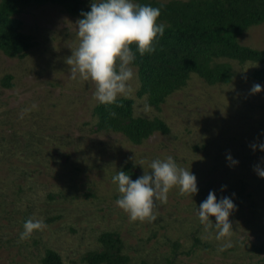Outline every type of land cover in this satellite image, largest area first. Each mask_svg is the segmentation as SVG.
<instances>
[{
  "label": "rangeland",
  "instance_id": "374dc122",
  "mask_svg": "<svg viewBox=\"0 0 264 264\" xmlns=\"http://www.w3.org/2000/svg\"><path fill=\"white\" fill-rule=\"evenodd\" d=\"M17 18L36 46L24 58L0 50V264H43L49 250L64 264H88L107 232L121 236L131 264H264V178L255 171L264 168V91H251L264 88L252 78L262 65L230 62L235 77L226 85L193 75L160 109L139 96L132 65L131 91L119 97L135 100L137 117L161 118L171 129L138 145L100 131L95 83L71 78L75 65L67 60L80 43L79 18L54 4L25 8ZM240 42L263 50L264 23ZM169 156L193 172L198 192L173 188L167 202H157L155 220L131 221L115 203L121 194L112 177L132 165L136 179ZM210 191L236 205L227 240H217L215 226L198 218ZM29 218L47 228L21 240Z\"/></svg>",
  "mask_w": 264,
  "mask_h": 264
},
{
  "label": "trees",
  "instance_id": "16d2710c",
  "mask_svg": "<svg viewBox=\"0 0 264 264\" xmlns=\"http://www.w3.org/2000/svg\"><path fill=\"white\" fill-rule=\"evenodd\" d=\"M161 9L160 20L168 27L158 38L151 54L136 52L134 66L141 79L139 96L160 109L167 99L185 88L193 75L210 85L231 84L235 72L230 62H254L262 65L252 78L264 84V49L240 42L250 28L264 23V0H134ZM54 4L81 19L90 11L84 0H0V50L9 57L24 58L36 46L32 36L22 32L17 18L31 6ZM133 51L136 49L133 47ZM12 79L7 77V82ZM135 100L118 97L111 105L98 104L96 116L100 131L125 135L132 143L142 144L157 133L170 134L161 118L149 119L135 115ZM115 113V115H113ZM134 166L123 171L133 180ZM102 251L89 253L88 264H131L124 253V242L115 232L101 235ZM264 252V243L260 249ZM43 264H64L61 256L49 250ZM146 264V263H143Z\"/></svg>",
  "mask_w": 264,
  "mask_h": 264
},
{
  "label": "clouds",
  "instance_id": "9594fccd",
  "mask_svg": "<svg viewBox=\"0 0 264 264\" xmlns=\"http://www.w3.org/2000/svg\"><path fill=\"white\" fill-rule=\"evenodd\" d=\"M81 16L76 22L80 43L67 60L69 65H75L71 78L90 79L95 83L94 99L100 104H114L120 95L131 91L128 83L135 76L132 65L136 52L140 55L154 53L155 44L164 36L168 25L160 20L159 7L134 0H93L90 11L82 12ZM251 91L258 94L264 88L255 84ZM145 110H150V106L145 105ZM256 147L253 145L254 150ZM259 149L264 151V144L259 145ZM227 159L238 163L231 155ZM149 167L151 172H144L135 180L123 170L112 177L121 194L115 203L131 221L155 220L157 202H167L173 188L182 195L198 192L196 176L179 166L173 157L155 159ZM255 171L264 178V168L258 166ZM235 209L232 198L225 196L218 200L215 192L210 191L198 207V218L206 227L215 226L217 240H227L234 232L230 217ZM46 228L42 219L29 218L24 222L20 239H28L34 232ZM228 246L226 242L224 248Z\"/></svg>",
  "mask_w": 264,
  "mask_h": 264
}]
</instances>
